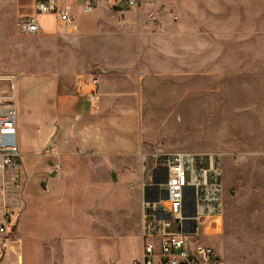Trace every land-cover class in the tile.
<instances>
[{"label":"rangeland","instance_id":"obj_1","mask_svg":"<svg viewBox=\"0 0 264 264\" xmlns=\"http://www.w3.org/2000/svg\"><path fill=\"white\" fill-rule=\"evenodd\" d=\"M96 1L85 13L80 3L61 0L78 25L91 19L75 39L50 16L41 17L46 29L40 34L22 33L19 21L34 12L36 0H0V75L15 78L17 106L29 128H36V119H52L62 96L87 94L90 79L98 77L90 125L105 147L91 156L94 168L108 170V180L113 169L119 173L118 181L100 186L94 203L125 208L103 216L88 211L93 262L85 246L75 263L69 260L73 247L66 255L56 237L50 241L58 258L53 264H139L138 144L217 152L224 212L218 234L202 241L225 264H264V0H143L138 8L125 0ZM14 180L0 179L4 204L21 186ZM84 192L77 188V199ZM75 225L76 234L87 233L79 219ZM5 242L0 258L11 245ZM29 255L25 250V264H31Z\"/></svg>","mask_w":264,"mask_h":264},{"label":"crops","instance_id":"obj_2","mask_svg":"<svg viewBox=\"0 0 264 264\" xmlns=\"http://www.w3.org/2000/svg\"><path fill=\"white\" fill-rule=\"evenodd\" d=\"M67 1L80 3L79 6L82 8L83 0L81 2ZM50 17L54 23H57L55 17ZM90 25L91 19L80 25L75 19V25L66 28L74 33L75 39H78L81 32ZM45 29L41 25V32ZM97 107L98 103L96 106L89 103L86 94L62 96L56 105L54 117L52 119L38 117L36 128L32 131L24 119L22 109L18 106L16 138L21 153L19 164L16 171L9 170L1 173L0 179L3 180L12 175L21 186L15 189L16 194L10 196V204L0 201V205L4 204L0 213V223L3 219L4 206L10 207L13 211L9 227L13 239L10 240L11 237L4 239L3 234H0L1 241L4 239L6 244L11 241L6 253L0 258V264H25V250L28 252V249L32 259L31 264L57 263L56 250L54 245L50 244V241L56 237L64 241L65 252L64 250L63 252L66 255H71L70 252H66L67 247H73L74 256L69 257V260L72 259L75 263L78 249L85 246L87 261L93 262L96 254L89 255V251L95 247L92 232L93 219L88 211L94 208L98 211V216H103L117 214L119 210L125 208L99 207V203H94L101 185L119 179V173H116L114 169L111 171V180H108L107 169L94 168L91 151L97 149V152H101V149L105 147V143L100 141L99 130L90 125L92 113L98 109ZM129 145L134 146V143L129 142ZM46 147L47 155H42V150ZM142 147V144L137 145L136 155ZM138 160L140 167L139 155ZM51 164L59 166L56 174L51 173ZM40 182L46 183L42 185L46 189L39 187ZM77 188L80 192L85 191L84 195L79 197L80 201L75 195ZM140 201L141 195L137 198L139 214L137 260L139 264H141ZM77 219H79V226L84 225L87 228V233L76 234L78 233L75 228ZM219 227L220 223L217 219L208 221L206 226L208 235H217Z\"/></svg>","mask_w":264,"mask_h":264},{"label":"built area","instance_id":"obj_3","mask_svg":"<svg viewBox=\"0 0 264 264\" xmlns=\"http://www.w3.org/2000/svg\"><path fill=\"white\" fill-rule=\"evenodd\" d=\"M142 1L125 0L132 8H138ZM96 5V0H83L82 10L90 13ZM47 15L55 17L63 27L75 25V17L61 0H36L34 12L19 21V30L26 35L40 34V17ZM89 84L86 98L96 106L98 77H92ZM17 97L15 78L0 75V173L16 171L19 164ZM148 147L138 152L141 264H223L216 250L202 241V237L209 234L207 222L221 218L224 212L220 155ZM45 150L47 152L48 148ZM58 171L59 166L52 164L51 173ZM135 186L137 183L132 184ZM12 216L10 207L4 206L0 223L4 239L11 237Z\"/></svg>","mask_w":264,"mask_h":264},{"label":"bare ground","instance_id":"obj_4","mask_svg":"<svg viewBox=\"0 0 264 264\" xmlns=\"http://www.w3.org/2000/svg\"><path fill=\"white\" fill-rule=\"evenodd\" d=\"M218 219H219V218H218ZM218 219H217V220H218Z\"/></svg>","mask_w":264,"mask_h":264}]
</instances>
